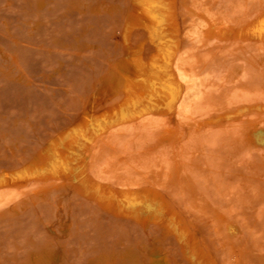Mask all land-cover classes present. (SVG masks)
<instances>
[{"label": "rangeland", "instance_id": "374dc122", "mask_svg": "<svg viewBox=\"0 0 264 264\" xmlns=\"http://www.w3.org/2000/svg\"><path fill=\"white\" fill-rule=\"evenodd\" d=\"M263 20L264 0H0V264H264ZM142 80L159 107L108 126Z\"/></svg>", "mask_w": 264, "mask_h": 264}, {"label": "bare ground", "instance_id": "6f19581e", "mask_svg": "<svg viewBox=\"0 0 264 264\" xmlns=\"http://www.w3.org/2000/svg\"><path fill=\"white\" fill-rule=\"evenodd\" d=\"M150 18L157 24L158 27H163L165 25V19L158 17L155 13H151ZM193 18H194L193 21L197 24V29L201 30V29H205L208 27V23H206V21L200 19L199 17H196V18L193 17ZM250 29H252V28H250ZM257 31H258L257 32L258 34L264 33V20L260 23L259 27L257 28ZM184 60L181 58V56L178 57L175 62H171V65H172L171 68H173L179 82L182 85H184L185 92H184V94H183V96L179 102L178 108H175V105H174L175 97L173 96V94H171L169 100L165 104L166 109L170 113L176 112V116L178 118L187 117L189 115V111L191 108V106H190L191 102L198 96V94L200 93V87H201V82L196 77L195 71L190 70L189 66L187 67L186 66L187 64H185L186 60L185 61ZM169 65H168V67H169ZM144 84H145V82L142 80V81H136L134 84L131 85V88H133V91H135V93L139 96V99L138 100H131L128 103H125L122 105H115L114 108L108 113V115L105 118H103L104 122L107 123L108 126L115 124L116 122H123V121L127 120L128 118H130L132 115L128 112L129 109L130 108H136L139 101H142L144 103H147L148 101L152 102L151 107H154V104L156 103V101H152L153 100L152 97L153 96L157 97L158 92L155 93L156 90L153 86L150 88V91H148V92L141 90V88L144 86ZM120 89H121V86H117L115 88L114 93H118V91ZM159 105H160V103H156L157 108L159 107ZM251 107H254V105L253 106L251 105L250 108ZM244 113H246V110L243 108H233V109L225 110L221 113L215 112V115H213V116L208 115L209 116L208 117L207 115H205L207 117L204 116V119L200 118L201 120L197 119V120L193 121V127L195 129H200V128H203L205 126L218 125L223 120H229V119L237 118L239 116H242ZM96 125L99 126V123ZM93 130H94V128H92V131ZM93 135L98 138L100 134H98V132H95ZM159 138H160V141H168L172 138V136L170 134L169 135L168 134H162L161 136H159ZM84 139L86 140V142L89 141V139H86L85 137H84ZM255 141L257 143H263L264 142V136L258 135L256 137ZM79 144H80V142L75 139L74 145L78 147ZM66 152H67L66 148L62 147L59 153L64 155V154H67ZM53 168H54V166L51 165L50 169L53 170ZM39 173H40L39 174L40 177L43 176V174H44V168L43 167H41V169H39ZM36 192L39 194L40 191L39 192L36 191ZM40 193H42V192H40ZM34 195H36V193ZM115 208H116V211H118V212L121 209L119 204H116ZM151 264H161V261H153Z\"/></svg>", "mask_w": 264, "mask_h": 264}]
</instances>
